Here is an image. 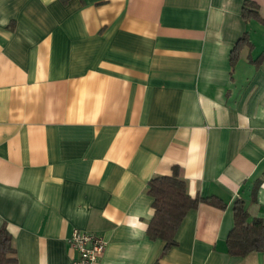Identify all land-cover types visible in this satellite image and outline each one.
<instances>
[{
  "label": "crops",
  "instance_id": "crops-1",
  "mask_svg": "<svg viewBox=\"0 0 264 264\" xmlns=\"http://www.w3.org/2000/svg\"><path fill=\"white\" fill-rule=\"evenodd\" d=\"M264 18V0H253ZM245 0H0V226L19 264H264L228 253L234 203L264 219V23ZM247 33L239 59L231 52ZM201 203L164 251L148 182Z\"/></svg>",
  "mask_w": 264,
  "mask_h": 264
},
{
  "label": "trees",
  "instance_id": "trees-1",
  "mask_svg": "<svg viewBox=\"0 0 264 264\" xmlns=\"http://www.w3.org/2000/svg\"><path fill=\"white\" fill-rule=\"evenodd\" d=\"M243 17L246 20L256 18L264 23L259 5L253 0H245ZM249 43L245 33L236 43L231 52V64L235 66L241 46ZM264 57L263 53L255 62ZM147 193L153 197L154 216L151 219L147 233L153 239L165 241L164 251L178 244L176 234L187 214L197 209L201 203H207L218 208H226L227 203L217 196H192L188 184L175 166L170 175H158L148 182ZM234 226L227 237L228 253L235 257H246L252 252L264 251V219L251 217L245 202L238 199L234 203ZM0 264H19L14 240L7 226H0Z\"/></svg>",
  "mask_w": 264,
  "mask_h": 264
},
{
  "label": "built area",
  "instance_id": "built-area-1",
  "mask_svg": "<svg viewBox=\"0 0 264 264\" xmlns=\"http://www.w3.org/2000/svg\"><path fill=\"white\" fill-rule=\"evenodd\" d=\"M69 243L76 252L70 264H97L107 246L103 235L79 228L72 230Z\"/></svg>",
  "mask_w": 264,
  "mask_h": 264
}]
</instances>
